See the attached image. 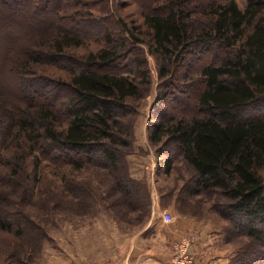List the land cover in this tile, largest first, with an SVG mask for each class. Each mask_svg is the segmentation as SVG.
I'll list each match as a JSON object with an SVG mask.
<instances>
[{
    "label": "trees",
    "instance_id": "1",
    "mask_svg": "<svg viewBox=\"0 0 264 264\" xmlns=\"http://www.w3.org/2000/svg\"><path fill=\"white\" fill-rule=\"evenodd\" d=\"M46 1L0 0V6L14 7L10 15L14 13L16 20L19 11L27 9L40 18ZM161 3L154 12L142 14L143 32L133 33L124 24L133 42L120 33L115 44L106 29L103 46L77 56L74 50L82 45L79 36L83 32L60 31V26L49 34L44 43L48 51L42 56L61 57L75 65L67 68V78H55L56 85H52L64 95L59 110L65 123L50 107L28 105L16 111L11 124L1 122L0 130L4 134L9 130L10 141L21 137L20 147L34 153L35 179L42 158L70 170L94 165L108 172L112 188L128 199L136 181L130 178L123 158L132 149L133 136L131 126L122 119L135 113L130 103L148 90L150 76L142 54L131 57V70L125 73L115 70L117 64L128 61L137 50L136 43L144 44L157 61L159 79H164L186 59L192 69L195 60L212 50L234 49L229 56L205 61L198 69V114L149 121L148 140L158 157L168 155L163 162L165 174L171 171L176 155L191 169V188L188 183L182 187L187 195L217 191L227 200L218 206V213L254 243L238 255L237 264H264V0H245L243 9L234 0L211 6L196 13L202 17L200 22L194 18L191 0ZM163 96L156 97L159 111ZM16 160L10 155L8 164L15 167ZM16 169L11 171L14 176L19 173ZM35 183L31 180L23 192L33 196ZM0 201H8L2 191ZM20 219L4 214L0 229H15V235L31 240L37 228L25 216Z\"/></svg>",
    "mask_w": 264,
    "mask_h": 264
},
{
    "label": "rangeland",
    "instance_id": "2",
    "mask_svg": "<svg viewBox=\"0 0 264 264\" xmlns=\"http://www.w3.org/2000/svg\"><path fill=\"white\" fill-rule=\"evenodd\" d=\"M228 1L191 0L194 18L200 22L202 17L197 12ZM234 1L241 9L245 7V0ZM161 2L47 0L43 17L33 16L27 9L19 11L17 20L14 13L13 17L10 15V11H15L14 7L1 5L0 125L1 122L11 124L16 111L28 105L32 108L43 105L50 107L60 114L58 118L65 123L59 110L64 95L52 85H56L55 78H67V68L71 65L61 57L50 59L42 56L48 51L44 45L48 40L46 37L57 32L58 27L62 26L60 31L67 29L76 32L73 30L76 29L85 34L79 36L84 41L74 50V55L80 56L105 44L106 29L111 31L115 44L122 37L120 33L133 42L132 36L124 31L128 30L124 24L133 33L143 32L142 14L149 10L154 12ZM6 25H11V30ZM138 25L139 28L136 27ZM136 44L137 50L131 52L128 61L118 63L115 69L120 73L127 72L131 57L142 54L150 76L148 90L130 103L135 113L122 119L131 126L133 136L132 149L126 150L123 158L130 178L136 181L135 187L132 184L131 195L127 199L123 193L115 191L108 172L94 165L70 170L59 168L42 158L37 170L39 178L35 179L34 153L28 154L20 147L21 137L10 141L7 140L9 130L5 134L0 130V191L8 198L5 203L0 201V216L7 214L15 220L25 216L34 224L32 228H37L31 233V240H26V235H15V229L13 232L0 229V264H104V226H108L111 231L113 222L120 231H137L149 222L161 224L157 213L162 216L164 211L171 214V222L193 217L194 224L199 228L203 226L204 230L217 231L219 242L229 246L227 264H237L238 255L254 246L249 238L218 213V206L227 200L217 191L202 192L195 196L182 191L184 184H190L188 188H191L192 173L180 156L176 155L171 171L164 173L163 162L168 155L161 158L156 155L147 131L149 121L156 122L158 117L167 121L171 117L186 119L197 115V98L201 90L197 82L198 69L205 61L229 56L234 49L212 50L203 58L195 60L192 69H188L186 59L173 66L170 75L159 79L154 56L148 52L146 45ZM35 55H38L37 61L33 59ZM55 62L57 65H51ZM162 93L160 112L155 106L156 97ZM10 155L17 158L15 167L13 163L8 164ZM14 169L19 172L18 175L11 173ZM31 180L36 182L35 189L33 196H28L23 192V187ZM153 214L156 215L152 217ZM108 237L112 241L115 235L110 234Z\"/></svg>",
    "mask_w": 264,
    "mask_h": 264
},
{
    "label": "crops",
    "instance_id": "3",
    "mask_svg": "<svg viewBox=\"0 0 264 264\" xmlns=\"http://www.w3.org/2000/svg\"><path fill=\"white\" fill-rule=\"evenodd\" d=\"M160 214L157 213L161 218ZM192 219L183 217L170 223L161 219V224L149 222L144 228L128 233L120 231L113 222L111 231L104 226V239L107 240H104V264H170L173 244L186 236L192 238L189 253L196 264H227V243L219 242L217 231L199 228ZM104 222L108 224L105 219ZM110 234L115 235L112 241L108 237Z\"/></svg>",
    "mask_w": 264,
    "mask_h": 264
},
{
    "label": "built area",
    "instance_id": "4",
    "mask_svg": "<svg viewBox=\"0 0 264 264\" xmlns=\"http://www.w3.org/2000/svg\"><path fill=\"white\" fill-rule=\"evenodd\" d=\"M161 219L169 223L172 220V216L167 211L162 213ZM192 238L186 236L178 240L174 245V254L170 264H196L194 258L189 253Z\"/></svg>",
    "mask_w": 264,
    "mask_h": 264
}]
</instances>
